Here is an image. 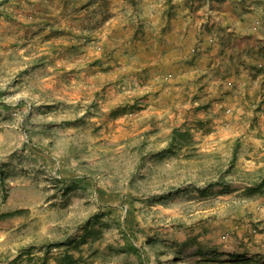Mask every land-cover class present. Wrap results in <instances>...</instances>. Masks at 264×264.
Instances as JSON below:
<instances>
[{"label": "rangeland", "instance_id": "1", "mask_svg": "<svg viewBox=\"0 0 264 264\" xmlns=\"http://www.w3.org/2000/svg\"><path fill=\"white\" fill-rule=\"evenodd\" d=\"M145 45L182 59L151 75ZM233 48L264 68V0H0V260L264 264L239 147L264 139L258 94L206 75Z\"/></svg>", "mask_w": 264, "mask_h": 264}, {"label": "crops", "instance_id": "2", "mask_svg": "<svg viewBox=\"0 0 264 264\" xmlns=\"http://www.w3.org/2000/svg\"><path fill=\"white\" fill-rule=\"evenodd\" d=\"M252 18L255 20V17H252ZM259 19H261V17H259ZM249 20H251V19H248V21H247L245 19V17H242V16L238 17V19H237L238 23H235L233 25V28L235 27L236 32L241 30L245 34H250L251 36L256 37L257 35H259L258 34L259 29H255L258 27H255V23L252 25V23ZM180 45L181 44L173 45V47L177 46V48H178ZM254 45H256V42L254 43ZM141 50L143 53H145L144 56H145V59L147 60V62L149 63L148 69H149V72L151 75L163 74L164 73L163 72V69H164L163 64H166V61H168L169 58L172 57V60H170V62L173 61V59L176 62L180 61L182 59L181 49H177V50L173 49L172 50L173 54H171V53L162 54L164 52V50L161 46H152V45L146 46L145 45L144 47H142ZM238 51L240 52V50H238V48L237 49L233 48V52H235V54L233 55L232 50H230V49L225 50L222 52V55L219 56V54L217 53V49H213L212 51L208 50L206 52V54L204 55L205 56V63H207V67H208L210 65V62H211L212 66H209L210 69L206 75L212 73V71L217 70V68H219L223 72L222 76L228 75V74L230 75L229 67H231L232 63L235 64L236 68L238 69L237 74L234 73V71H233L232 76H226L225 82L226 81L233 82V85L235 86V88H238L240 93L242 92V98L245 95L246 96H249V95L253 96L254 94L255 95L258 94V100L256 102V107L251 106V103L247 104V105L248 106L250 105L252 107L251 111H254V112L257 109V107L259 106V111L258 110H256V111H258L259 115L262 118H264V114H262L263 113L262 111H264V94H262V93H264V87L258 88L255 91V89L257 87V81L256 80L254 81L253 77H251V75L254 76L256 73H257L258 77H260L261 75L264 76V68L260 69V70L255 68V64L258 63L259 61L258 60L255 61V60L251 59L250 58L251 56L246 57L247 49L245 51L241 49L242 55L240 57L242 58V60H240L239 64H237L235 62V58H237L236 52H238ZM211 54H213V56H211ZM215 54H217V57L214 56ZM157 58H158V60L156 61ZM176 62H174V63H176ZM200 67H201V65L199 64L198 68H200ZM198 68H194L195 71H190L191 74L189 76H191V78L194 77L198 71L200 72V74H202V71L199 70ZM231 87L227 88L228 89L227 90L228 95L226 96L225 101L229 104V107L233 110V112H234V110H236L235 113L242 116L243 113L245 114L244 108L243 109L242 108H236L237 103H235L233 105V103H231V101H230L229 97L233 94V92H232L233 90L231 89ZM261 102H262V104L260 106ZM261 129L264 130V127H262ZM239 147H240V150L244 148V152H243V154H241L240 161H243V162L248 161V163H244V165H245L244 175H246V174L250 175V173H253L252 178L243 179L245 181L242 183L241 190L245 191V190H249L250 188H253L258 193H261L262 195H264V139L263 140L260 139L259 143H240ZM243 155H244V157H243ZM241 179L242 178H240V180ZM43 255H44V253L41 256H43ZM23 257H27V261H29L28 264H37V262L42 260V258H43V257H40L38 255H34V253H30V252L28 253L27 252L26 256L25 255H19L18 260L20 261V259ZM236 260H238L237 262H239V261H242L244 259H242V260L235 259L232 261H236ZM14 262H15V257L9 258V259H7V261L5 259L0 260V264H13Z\"/></svg>", "mask_w": 264, "mask_h": 264}, {"label": "trees", "instance_id": "3", "mask_svg": "<svg viewBox=\"0 0 264 264\" xmlns=\"http://www.w3.org/2000/svg\"><path fill=\"white\" fill-rule=\"evenodd\" d=\"M126 220L124 219L123 220V226H122V229H123V232L125 233L126 235ZM128 236V235H127ZM127 238V237H126ZM130 248L132 250H135V247L133 245L130 244ZM238 261V260H236ZM57 264H76V262L74 261V259H72V257L69 255V253H63L62 256H60L57 260H56ZM40 264H45V256L44 258L42 259V263ZM139 264H145L144 261L140 260V263Z\"/></svg>", "mask_w": 264, "mask_h": 264}]
</instances>
